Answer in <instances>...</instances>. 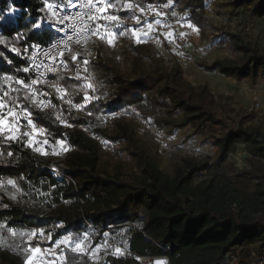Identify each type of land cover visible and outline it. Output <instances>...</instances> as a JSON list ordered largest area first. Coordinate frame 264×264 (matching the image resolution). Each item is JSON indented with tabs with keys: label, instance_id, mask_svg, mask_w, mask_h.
Wrapping results in <instances>:
<instances>
[{
	"label": "trees",
	"instance_id": "trees-1",
	"mask_svg": "<svg viewBox=\"0 0 264 264\" xmlns=\"http://www.w3.org/2000/svg\"><path fill=\"white\" fill-rule=\"evenodd\" d=\"M62 1L0 0L2 85L3 74L26 80L27 60L21 47L25 42L47 43L53 38V32L44 24V8L48 2ZM166 1L136 2L147 8ZM174 1L182 9L196 8L203 2ZM226 5L231 18H239L242 13L249 20L264 18V0H227ZM121 13L128 15L126 10ZM228 37L230 48L241 55L242 61L223 59L202 66L236 81L256 82L264 77V50L259 46V36L249 38L236 33ZM87 67L102 95L87 90L77 77L64 74L44 86L48 97L74 125L68 133L74 152L66 159L68 168L61 169L63 177L55 176L47 159L33 151L25 136L13 139L0 134V176L9 177L0 193V224L5 231L22 236L34 228L44 238L33 242V247L52 246L65 236L77 239L97 234L90 225L105 229L136 222L142 232L132 231L128 240L132 250L166 255L170 264H222L228 254H235L242 264L264 258V184L261 188L255 186L251 194H243L225 180L222 172L238 143L264 161V124L240 123L236 129H229L226 120L212 113L215 102L210 91L187 81L178 69L135 76L130 68L110 63L96 46L87 58ZM56 81L67 89L74 106L84 105L82 111L64 103L54 90ZM87 93L93 94L89 102ZM19 101L50 142L64 139L66 129L53 110L39 111L22 93ZM178 109L184 112L180 123L173 119ZM115 112L130 113L131 119L127 123L110 120L113 128L104 129L98 117ZM150 120V128L143 125ZM193 122H197V129L205 124L220 128L221 134L215 140L217 160L209 163L184 156L173 163L172 174L164 173L159 140L170 138L176 129ZM91 134L125 142L126 154L139 172L128 176L123 161L101 168L104 150ZM10 241L13 244L9 248L23 253L21 257L9 251L1 253L0 264H25L31 250L20 247L14 238ZM62 253L68 264H91L82 253L68 249ZM73 257H79L75 258L78 262H73ZM116 259L110 258L112 264ZM123 264L137 263L125 258Z\"/></svg>",
	"mask_w": 264,
	"mask_h": 264
},
{
	"label": "rangeland",
	"instance_id": "rangeland-1",
	"mask_svg": "<svg viewBox=\"0 0 264 264\" xmlns=\"http://www.w3.org/2000/svg\"><path fill=\"white\" fill-rule=\"evenodd\" d=\"M226 2L227 0H203L199 7L182 9L174 0L147 8H143L136 0H109L102 8L103 18L107 21L105 31L87 50L75 52L69 58L68 65L73 69L78 68L76 77L95 95H102L103 92L96 89L92 73L85 63L94 46L103 50L110 63L118 64L121 68H130L135 76L168 73L178 69L183 72L187 81L195 86L206 87L210 91L215 102L212 113L219 119L226 120L229 129H236L240 123L264 124V77L256 82L247 79L236 81L217 72H209L202 66L212 64L215 60L242 61L241 55L230 48L229 34L241 33L249 38L259 36V46L264 50V18L249 20L245 13L239 18H231ZM124 10L128 13L127 16L122 15ZM185 63H189L188 66L185 67ZM91 95L93 96L91 93L86 94V102L92 99ZM256 102H261L262 110L256 109ZM83 106H74V109L82 111ZM98 119L107 130L113 128L110 120L127 123L131 115L115 112L99 116ZM173 119L178 123L182 122L184 112L181 109L176 110ZM151 123L152 120L143 122V125L150 128ZM196 126L197 122H193L184 128L176 129L170 138L159 140L161 170L164 173L172 174L173 163L184 156L209 163L217 160L218 148L215 146V140L221 134L220 128L211 124H205L199 129ZM73 127L74 125L70 124V128ZM0 134L13 139L25 136L27 144L36 154L45 157L47 165L51 168L58 167L61 163L66 164L68 155L74 152V149L67 148L62 140L50 142L42 129L22 128L19 122L3 117L1 113ZM91 136L104 150L101 168L105 164L112 167L114 163L123 161L128 176L139 172L126 154L125 142H112L92 134ZM189 148L194 150L192 155L186 153ZM222 172L225 180L243 194H251L255 186L261 188L264 184V161L242 143H238L236 150L229 155ZM88 236L98 235L88 233L77 239L65 236L60 243L39 246L52 255L64 252L67 250L66 246H72L73 252L82 253L77 241ZM11 238L18 241L20 247L31 250L25 264H36L32 255L34 253L35 256L42 250L38 246L33 247V242L43 240V233L30 231L18 236L14 231L6 232L4 225L0 224V254L9 251L21 257L23 251L9 248V244H13ZM75 258L79 257H73L71 260L78 262L79 259ZM124 260L125 258H118L113 264H123Z\"/></svg>",
	"mask_w": 264,
	"mask_h": 264
},
{
	"label": "built area",
	"instance_id": "built-area-1",
	"mask_svg": "<svg viewBox=\"0 0 264 264\" xmlns=\"http://www.w3.org/2000/svg\"><path fill=\"white\" fill-rule=\"evenodd\" d=\"M109 0H63L60 3L48 2L45 5V21L53 32V38L47 43L25 42L21 47V54L27 60L26 80H16L7 74L1 76L0 83V113L3 117L13 118L16 122L24 125L27 129H34L36 126L31 120L28 110L20 103L19 94L27 95L39 111L53 110L57 121L64 126L63 143L67 148H72L69 143L68 133L71 129L66 114L58 108L50 97L45 93L44 86L53 79L64 74L75 78L78 68L73 69L68 65V58L77 51H84L91 47L105 31L107 21L103 18L102 8ZM135 1V0H134ZM137 1V0H136ZM46 13L48 15H46ZM23 40L24 36L21 37ZM185 63L184 66H188ZM86 78V77H85ZM35 81V83H33ZM54 90L64 98V103L74 106L67 96V89L56 81ZM255 107L262 110L261 102H256ZM193 148L186 153L193 154ZM68 168L65 163L58 167L51 168L56 177H63L61 169ZM70 184L72 180L66 178ZM9 182V177L0 176V193L4 191ZM73 183V182H72ZM97 232V237H85L77 241L80 251L91 264H112L110 258L133 259L137 264H170L166 255L140 254L129 246L128 240L132 231H140L141 227L136 222H127L109 228L99 229L90 225ZM32 233L38 230L31 228ZM59 238L56 242L62 241ZM38 247L41 249L38 245ZM37 248V247H35ZM72 250V246H66ZM42 250V249H41ZM74 251V250H72ZM36 264H68L63 253L52 255L48 251L34 253ZM222 264H242L235 254H228ZM248 264H264V258Z\"/></svg>",
	"mask_w": 264,
	"mask_h": 264
},
{
	"label": "snow or ice",
	"instance_id": "snow-or-ice-1",
	"mask_svg": "<svg viewBox=\"0 0 264 264\" xmlns=\"http://www.w3.org/2000/svg\"><path fill=\"white\" fill-rule=\"evenodd\" d=\"M113 19H115V17H113ZM110 42H111V41H110ZM73 59H76V57H73ZM85 63H87V61H85ZM33 83H35V81H34Z\"/></svg>",
	"mask_w": 264,
	"mask_h": 264
}]
</instances>
